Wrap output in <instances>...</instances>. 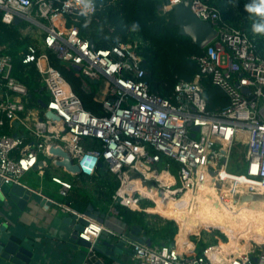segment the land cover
<instances>
[{
	"label": "built area",
	"instance_id": "built-area-1",
	"mask_svg": "<svg viewBox=\"0 0 264 264\" xmlns=\"http://www.w3.org/2000/svg\"><path fill=\"white\" fill-rule=\"evenodd\" d=\"M180 2L166 0L162 11ZM190 9L215 34L201 55L190 58L198 66L194 78L178 80L163 98L150 92L144 80L139 40L96 49L80 36L77 25L95 14L94 2L0 0V22L17 26L31 39L19 57L22 64L34 66L47 94L45 108L29 107V90L11 75L9 46L0 43V130L5 122L22 129L18 135L0 133V185L25 187L21 180L28 173L39 178L48 173L61 201L37 194L76 220L83 214L64 201L77 187L73 182L95 179L99 170L118 182L109 208L128 209L124 199L152 201L130 186L136 181L151 193L173 197L206 184L215 190L233 187L236 195L264 192V58L257 52L255 34L228 25L217 8L202 0H192ZM48 53L80 78L83 92L90 93L89 83L96 82L94 100L101 104V115L83 108ZM202 77L224 93L225 110H207ZM54 151L68 157L79 176L57 168L63 159L50 158ZM88 222L78 234L89 243L82 264H95L99 259L93 244L105 229ZM120 238L138 264H219L213 245L179 252L175 243L140 244L128 233ZM225 256L222 264H264V241Z\"/></svg>",
	"mask_w": 264,
	"mask_h": 264
},
{
	"label": "trees",
	"instance_id": "trees-1",
	"mask_svg": "<svg viewBox=\"0 0 264 264\" xmlns=\"http://www.w3.org/2000/svg\"><path fill=\"white\" fill-rule=\"evenodd\" d=\"M90 1L95 3L97 10L91 17L81 19L77 25L80 36L92 41L96 49H106L120 43L139 40L141 67L146 73L144 80L150 92L168 98L178 80L191 81L198 73L197 64L190 58L201 55L202 49L195 46L189 38L179 34L172 10L162 11L166 0ZM202 2L217 8L228 25L255 34L257 52L264 58V32L254 31V25L264 27V14L248 11L247 7L260 4L261 0H202ZM19 25L24 27L23 24ZM30 42L29 36L20 34L17 26L0 22V43L8 44L12 56L11 75L28 88L29 107H35L38 106V101L47 100V94L39 83V75L34 66L22 64L19 57V53L24 51ZM48 58L50 64L61 73L73 93L80 99L83 108L101 115L103 113L101 104L94 100L97 84L89 83L90 93L83 92L80 78L75 77L72 71H66L53 54L48 53ZM199 84L208 111H223L227 108L226 96L209 78L202 77ZM1 129V134H7L8 130L14 128L12 126L9 128L5 122ZM73 191L77 196L71 198L70 194L67 202L74 210L82 212L87 207V200L85 197L82 199L78 197L81 194L78 188L75 187ZM109 199L110 197L107 201ZM113 210L117 211L128 224L134 220L136 226L140 228L141 235L149 238L152 244L153 241L148 237V229L141 223L144 215L142 212H133L118 205H115Z\"/></svg>",
	"mask_w": 264,
	"mask_h": 264
},
{
	"label": "water",
	"instance_id": "water-1",
	"mask_svg": "<svg viewBox=\"0 0 264 264\" xmlns=\"http://www.w3.org/2000/svg\"><path fill=\"white\" fill-rule=\"evenodd\" d=\"M192 0H181V2L172 8L174 21L179 29V34L189 38L198 48H202L214 36L215 31L207 22L199 20L190 9ZM90 48L94 45L89 41ZM94 84L96 82H93ZM243 93L247 89H241ZM40 108H45L43 101H38ZM14 126L17 123H13ZM198 128H194L197 131ZM52 157L62 158L61 162H56L57 168H64L73 176H79L77 168L72 162L60 151L52 152ZM4 187V188H3ZM40 195H36L21 185H0V264H39L38 248L43 240H57L64 249L70 251L73 255V264H82L86 255V249L89 243L78 237V234L88 225V219H94L101 225L105 222V215L99 211H94L91 204H88L84 210L83 217L77 220L73 216H68L63 220L67 227L62 232L54 231V220L47 228L45 234L39 236L35 241L29 232L20 223V217L24 212L29 199L40 202V205L50 203L45 199L41 200ZM41 200V201H40ZM13 210L14 213L10 212ZM15 212L18 214L16 215ZM140 228L130 226L128 228V239L140 244L150 245V240L146 237H139ZM171 246L173 243L170 244ZM93 250L102 256L115 261L117 255H124L126 259L132 257L130 248L126 242L120 238L118 233L102 232L95 243ZM82 257V258H81ZM117 261V260H116Z\"/></svg>",
	"mask_w": 264,
	"mask_h": 264
},
{
	"label": "bare ground",
	"instance_id": "bare-ground-1",
	"mask_svg": "<svg viewBox=\"0 0 264 264\" xmlns=\"http://www.w3.org/2000/svg\"><path fill=\"white\" fill-rule=\"evenodd\" d=\"M134 186V190L140 192V194H147L152 198V204L154 213L157 215L165 216L171 211L181 213L183 216L180 221L178 234L175 240V246L179 252H196V245L193 248V243L188 241L190 235H197L195 227L198 228H215L217 227V216L218 222L224 218L231 221L232 216L241 217L244 220H250L253 226H261L264 229V192H238L232 194L233 187H228L223 190H215L214 186L206 184L198 189L189 190L184 192L180 197H173L167 192L163 193H151L147 191L138 181L131 182ZM213 197L216 201V205H213L206 198L205 195ZM123 203L128 207V210H135L141 212V205L134 200L124 199ZM216 208H220L226 212V214H217ZM144 212V211H142ZM196 215L197 218H202L199 224L193 222V217ZM230 215V216H229ZM232 215V216H231ZM240 232L244 233L247 238L256 237L253 235V228H248L245 224L240 227ZM255 243L261 244L255 240ZM185 244H189L186 246ZM248 246V247H247ZM253 245L241 247L239 243L228 241L224 245L213 246L215 248L214 255L215 259L219 264L225 263V254L238 255L241 252H245Z\"/></svg>",
	"mask_w": 264,
	"mask_h": 264
},
{
	"label": "crops",
	"instance_id": "crops-1",
	"mask_svg": "<svg viewBox=\"0 0 264 264\" xmlns=\"http://www.w3.org/2000/svg\"><path fill=\"white\" fill-rule=\"evenodd\" d=\"M13 127L14 129L8 130L10 134L18 135L22 133V129L18 124L16 126L13 125ZM98 172L99 174L95 179L76 180V182H79L81 184V186L76 187L80 190L81 193L80 195H78V197L80 199L85 197L87 200V205L91 204L94 211H99L105 215V222L103 224V227L105 229L104 232L118 233L120 235L122 233H128V228L130 226H136V223L134 222V220L133 221L130 220L131 222L129 224L126 223L122 219V217L118 214V212L113 210L114 207L109 208L108 206L109 202L107 200L102 199L105 183L106 181L111 180L112 177L107 174H104V172L100 170ZM28 177L29 174L24 176L21 180L23 185H25L26 189L29 188L27 190H29L30 192L36 195H38L37 193L40 192L44 197L51 198L58 202L61 201L60 198L57 200L55 197L57 188L55 185H53L50 182V176L48 174H45L42 178L36 177V179L35 178L27 179ZM88 189H90L91 192L92 190L93 191L96 190L95 194L97 195V199L93 198L92 196L93 194L91 195V192ZM73 196H77V193L74 191H72L71 193V198H74ZM40 199L43 200L44 198L41 197ZM131 211H135V210H131ZM10 212L14 213L13 210H10ZM81 213L83 214L84 211H82ZM15 214L18 215L19 213L17 214L15 212ZM68 216H69L68 214L64 213L56 206H53L51 204L40 205V202L29 199L19 221L24 227V229L27 230V232H29L33 237H36L33 239L35 241H38L39 236L45 234L47 228L56 219L57 222L53 223L54 231L62 232L61 230H64L67 227L66 225L63 224V222L64 219L67 218ZM60 220H63V222ZM88 220H90L91 222L96 221L91 218ZM64 223L66 224V222ZM138 236L142 237L141 232L138 234ZM37 254L40 259L39 264H73L75 259L73 255L70 253V251L64 249L61 243L57 240H46V241L43 240L40 247L38 248ZM96 256L99 259V261H97L95 264L98 263L99 264H138L136 263L135 260L132 259V257L130 259H126L124 255H117L115 257L116 258L115 261L106 258L98 253H96Z\"/></svg>",
	"mask_w": 264,
	"mask_h": 264
},
{
	"label": "rangeland",
	"instance_id": "rangeland-1",
	"mask_svg": "<svg viewBox=\"0 0 264 264\" xmlns=\"http://www.w3.org/2000/svg\"><path fill=\"white\" fill-rule=\"evenodd\" d=\"M48 163H50V160H48ZM30 178H38V176L34 172L28 173ZM48 174V173H46ZM49 175V174H48ZM71 179L70 177H68ZM76 186H81L79 182H73ZM118 182L113 180L106 181L104 189H103V200H107L108 197L114 192V190L117 188ZM85 187V186H84ZM87 187V186H86ZM4 188V187H3ZM82 188V187H81ZM90 188V187H89ZM90 192L91 190L88 189ZM93 192V193H92ZM91 195L94 199H97L96 190H92ZM98 192V190H97ZM101 195V194H99ZM206 198L211 202L213 205H216V201L213 197H210L208 194L205 195ZM58 200V196H55ZM93 199V200H94ZM141 205V209L144 215L141 218V223L143 226H145L148 229V237L153 241L152 245H160L162 243H174L175 239L178 234L179 230V224L180 221L178 219L182 218L181 213H177L174 211H171L168 215L161 216L154 213V206L151 203L152 201L142 199L141 201H138ZM217 214H226V212L220 208H216ZM140 213V212H139ZM230 216V215H229ZM232 216V215H231ZM232 220L228 221L224 218H221L218 222V216H217V227L215 228H198L195 227L197 235H190L188 237V241L190 243H193V248L196 245V250L200 251L202 247L204 246H210V245H224L228 243V241L236 242L241 245V247L248 245H256L255 240L257 242L262 243L264 241V229L261 226H253L250 220H244L241 217L232 216ZM202 220V218H197L196 215L193 217V222L195 224H199ZM245 224L248 228H253V235L256 237L254 238H247L244 233L240 232V227ZM146 237V236H144ZM147 238V237H146ZM149 239V238H148ZM170 239H173L171 241ZM248 247V246H247Z\"/></svg>",
	"mask_w": 264,
	"mask_h": 264
},
{
	"label": "clouds",
	"instance_id": "clouds-1",
	"mask_svg": "<svg viewBox=\"0 0 264 264\" xmlns=\"http://www.w3.org/2000/svg\"><path fill=\"white\" fill-rule=\"evenodd\" d=\"M248 11L255 12L258 14H264V0H261V3L258 5H249ZM254 31L256 32H264V27L260 25H254Z\"/></svg>",
	"mask_w": 264,
	"mask_h": 264
},
{
	"label": "flooded vegetation",
	"instance_id": "flooded-vegetation-1",
	"mask_svg": "<svg viewBox=\"0 0 264 264\" xmlns=\"http://www.w3.org/2000/svg\"><path fill=\"white\" fill-rule=\"evenodd\" d=\"M176 240V239H175Z\"/></svg>",
	"mask_w": 264,
	"mask_h": 264
}]
</instances>
